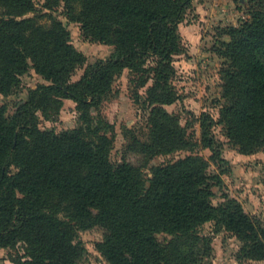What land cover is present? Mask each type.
Returning a JSON list of instances; mask_svg holds the SVG:
<instances>
[{
  "label": "trees",
  "instance_id": "1",
  "mask_svg": "<svg viewBox=\"0 0 264 264\" xmlns=\"http://www.w3.org/2000/svg\"><path fill=\"white\" fill-rule=\"evenodd\" d=\"M36 1L0 0V93H11L30 67L48 81L30 89L14 113L0 105V247L23 244L15 264H78L86 251L78 232L100 227L97 248L110 264H202L213 251L202 226L214 221L243 242L240 258L263 260V223L236 198L214 202L222 177L208 171L205 158L190 154L144 175L156 155L197 145L180 114L167 108L182 98L174 60L193 0H44L48 10L63 5L86 37L114 46L75 81L86 57L61 19L27 15ZM250 15L240 26L222 28L215 46L225 60L226 101L217 122L245 154L264 149V0H254ZM126 69L137 75V88L152 81L143 99L149 137L133 133L126 146L140 163L126 155L113 162L110 123L93 113ZM65 98L77 102L78 125L41 128L39 112L57 116ZM213 121L202 118L201 143L214 160H224Z\"/></svg>",
  "mask_w": 264,
  "mask_h": 264
},
{
  "label": "rangeland",
  "instance_id": "2",
  "mask_svg": "<svg viewBox=\"0 0 264 264\" xmlns=\"http://www.w3.org/2000/svg\"><path fill=\"white\" fill-rule=\"evenodd\" d=\"M43 3L44 0H37L36 11L27 15L45 13L46 16L42 20L46 22H50L48 14L61 19L71 31L73 44L86 57L85 64L79 66L72 75L73 81L81 78L89 64L112 53L113 45L86 37L80 23L71 21L66 16L63 5L48 10ZM253 3L254 0H193L187 8L179 26L183 50L175 55L174 60L176 68L174 84L182 98L167 108L180 114L188 135L193 137L197 145L156 155L143 171L148 179L153 165L167 163L190 154L200 155L208 161V171L222 177L221 185L213 188L214 202L218 204L227 198H236L246 212L264 225V149L252 154L241 152L227 136L223 124L217 122L220 108L226 101L223 97L221 73L225 60L215 51V46L219 45L222 28L240 26L250 18ZM20 78L19 85L11 93L8 95L0 93V105L7 106L8 114L14 113L18 105L28 99L30 89L37 87L38 84L48 83L33 67ZM135 79L137 75L126 69L115 79L110 94L97 109H93L94 114H101L110 123L108 135L114 137L111 158L115 163L121 162L124 155L130 161L140 163L139 155L126 153L129 136L134 133L143 140L149 137V110L143 99L152 81L144 87L137 88ZM137 91L141 100L137 96ZM208 115L214 119L212 131L224 160H214L211 157L212 151L201 143L202 118ZM39 116L41 128L60 132L78 125L80 111L76 101L65 98L57 116L48 118L42 112H39ZM202 231L213 239L212 254L202 264H264V259L240 258L243 242L224 228L216 229L214 221L205 223ZM103 236L104 231L100 227L78 232L77 240L86 249L78 264H110L97 248V243ZM24 252L22 243L13 248L0 247V264H15L16 258Z\"/></svg>",
  "mask_w": 264,
  "mask_h": 264
}]
</instances>
